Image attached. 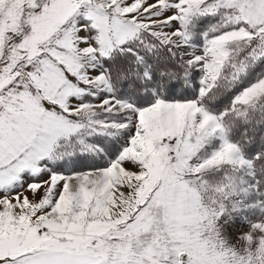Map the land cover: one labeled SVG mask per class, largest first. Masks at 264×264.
I'll return each instance as SVG.
<instances>
[{
  "label": "snow or ice",
  "instance_id": "6c2138e0",
  "mask_svg": "<svg viewBox=\"0 0 264 264\" xmlns=\"http://www.w3.org/2000/svg\"><path fill=\"white\" fill-rule=\"evenodd\" d=\"M0 264H264V0H0Z\"/></svg>",
  "mask_w": 264,
  "mask_h": 264
},
{
  "label": "rangeland",
  "instance_id": "374dc122",
  "mask_svg": "<svg viewBox=\"0 0 264 264\" xmlns=\"http://www.w3.org/2000/svg\"><path fill=\"white\" fill-rule=\"evenodd\" d=\"M42 179H47V175L45 174V176H43ZM27 194L31 197V193H27ZM243 230H246V228L242 229V228L240 227V225L237 224V225L235 226L234 229H229V233H230L231 236H235V235H237L240 231H243ZM233 243H236V241L233 240Z\"/></svg>",
  "mask_w": 264,
  "mask_h": 264
}]
</instances>
